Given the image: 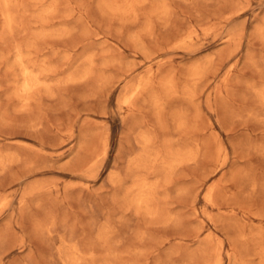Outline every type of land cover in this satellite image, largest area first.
Returning a JSON list of instances; mask_svg holds the SVG:
<instances>
[{"label":"rangeland","instance_id":"374dc122","mask_svg":"<svg viewBox=\"0 0 264 264\" xmlns=\"http://www.w3.org/2000/svg\"><path fill=\"white\" fill-rule=\"evenodd\" d=\"M0 264H264V0H0Z\"/></svg>","mask_w":264,"mask_h":264}]
</instances>
